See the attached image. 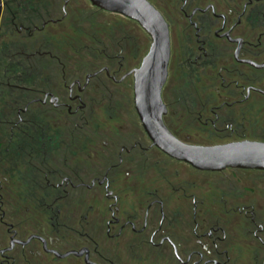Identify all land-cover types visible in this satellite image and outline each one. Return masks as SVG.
<instances>
[{"label":"flooded vegetation","instance_id":"flooded-vegetation-1","mask_svg":"<svg viewBox=\"0 0 264 264\" xmlns=\"http://www.w3.org/2000/svg\"><path fill=\"white\" fill-rule=\"evenodd\" d=\"M2 2L0 264H264V171L168 157L135 108L146 55L127 45L97 61L50 43L71 0L22 20ZM157 3L169 132L194 146L264 143V0Z\"/></svg>","mask_w":264,"mask_h":264},{"label":"water","instance_id":"water-1","mask_svg":"<svg viewBox=\"0 0 264 264\" xmlns=\"http://www.w3.org/2000/svg\"><path fill=\"white\" fill-rule=\"evenodd\" d=\"M92 7L135 22L150 38L149 51L134 74V102L143 129L168 157L198 171L227 169L264 171V143L242 141L219 146L182 143L166 128L162 91L167 82L171 54L169 26L148 0H88ZM3 2L0 0V19Z\"/></svg>","mask_w":264,"mask_h":264},{"label":"trees","instance_id":"trees-1","mask_svg":"<svg viewBox=\"0 0 264 264\" xmlns=\"http://www.w3.org/2000/svg\"><path fill=\"white\" fill-rule=\"evenodd\" d=\"M9 7L16 10V17L24 19L33 15L30 11H39L41 4L53 5L59 1L63 3L67 0H8ZM30 5H28V4ZM57 4V3H55ZM61 5V4H60ZM67 19L65 26L51 37L50 43H55L64 50H78L81 57L87 55L93 57L97 61L106 58L108 54H115L117 49H125L131 43L133 33L141 30L129 23L120 22L112 17H103V11L99 9H91L82 3L81 0H71L67 6ZM13 16L9 13L6 15V23ZM88 26V27H87ZM130 30V31H129ZM55 37V38H53ZM142 38V37H141ZM143 40V38H142ZM22 62H27L25 56L21 58ZM7 67L9 62L6 60ZM22 74V73H21ZM4 80L12 77L10 70L2 73Z\"/></svg>","mask_w":264,"mask_h":264},{"label":"rangeland","instance_id":"rangeland-1","mask_svg":"<svg viewBox=\"0 0 264 264\" xmlns=\"http://www.w3.org/2000/svg\"><path fill=\"white\" fill-rule=\"evenodd\" d=\"M150 1L158 9H161V6L157 3V0H150ZM165 1L166 0H162V2H165ZM81 2L85 3V5L88 6L89 8H91V9L94 8V7H92V5L90 4V2L88 0H81ZM94 9H96V8H94ZM102 16L103 17H106V16L107 17H112L113 19H116V20H118L120 22H123V24H122L123 26H125V22H126V23H129V24L139 28L141 31L140 32L138 31V33H133V35H132L133 36V42L131 41V43L129 44L130 45L129 48L135 49L136 52L138 51L137 53L140 54L139 61L142 58L141 56H144V55H146L148 53L149 47H150V44H151V40H150L149 36L137 24H135V23H133L131 21H128V20L124 19L123 17H121L119 15H116V14H111V13L104 12V14ZM141 37L143 38V40H142ZM8 40L9 39H5L4 37H2L1 40H0V45L5 44V42H6V45H7ZM1 80H2V78H1ZM131 97H132V95H131Z\"/></svg>","mask_w":264,"mask_h":264}]
</instances>
